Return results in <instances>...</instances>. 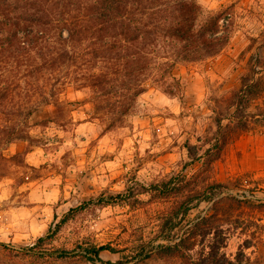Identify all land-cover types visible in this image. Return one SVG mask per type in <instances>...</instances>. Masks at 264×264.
<instances>
[{
	"label": "rangeland",
	"instance_id": "rangeland-1",
	"mask_svg": "<svg viewBox=\"0 0 264 264\" xmlns=\"http://www.w3.org/2000/svg\"><path fill=\"white\" fill-rule=\"evenodd\" d=\"M188 1L201 20L220 17L228 42L179 61L174 94L159 81L161 51L142 93L106 95L123 62L84 41L0 103V264H98L84 250L102 245L116 249L101 254L112 264H264V0ZM26 79L49 104L29 139L8 143ZM163 183L171 192L154 189Z\"/></svg>",
	"mask_w": 264,
	"mask_h": 264
},
{
	"label": "trees",
	"instance_id": "trees-1",
	"mask_svg": "<svg viewBox=\"0 0 264 264\" xmlns=\"http://www.w3.org/2000/svg\"><path fill=\"white\" fill-rule=\"evenodd\" d=\"M219 23L220 17L216 15L201 20L197 5L188 0H0V103L11 99L13 94L21 98L20 80L23 78L55 70L60 58L73 60L70 55L76 51L68 52L65 46L71 44L76 50L77 44L84 41L94 43L95 58L123 62L106 95L121 93L129 99L142 93V82L152 66L150 60L161 51L170 59L166 57L157 64L166 75L159 81L165 82L167 93L174 94L177 83L168 82H175L169 74L179 61L210 58L226 46L228 36L225 32L220 34ZM63 32L67 33V38L63 37ZM54 34L58 36L53 43L63 46V52H57L56 56L47 47ZM44 45L48 51L42 54ZM117 49L120 54L114 55ZM99 78L113 80L104 74ZM25 84L26 98L21 103L24 105L10 114L14 126L2 132L8 143L29 139L28 120L41 105L49 104L44 95L41 100L34 99L37 93H32L36 90L32 82ZM169 187L168 183H163L155 185L154 189L166 194L171 192ZM48 238L38 239L37 244ZM0 245L6 246L5 243ZM84 252L91 262L112 264L103 261L101 254L115 253L116 249L110 245L91 246ZM70 253L52 252L61 258Z\"/></svg>",
	"mask_w": 264,
	"mask_h": 264
}]
</instances>
